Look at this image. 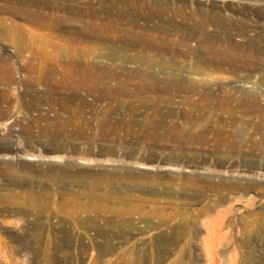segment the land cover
Wrapping results in <instances>:
<instances>
[{"label":"rangeland","instance_id":"1","mask_svg":"<svg viewBox=\"0 0 264 264\" xmlns=\"http://www.w3.org/2000/svg\"><path fill=\"white\" fill-rule=\"evenodd\" d=\"M6 1L0 264H264V0ZM24 1L61 21L40 43L95 50L81 67L26 70L41 31L1 10Z\"/></svg>","mask_w":264,"mask_h":264},{"label":"bare ground","instance_id":"2","mask_svg":"<svg viewBox=\"0 0 264 264\" xmlns=\"http://www.w3.org/2000/svg\"><path fill=\"white\" fill-rule=\"evenodd\" d=\"M8 1V0H7ZM6 1V2H7ZM42 1V0H41ZM29 1H24L22 3L15 2L10 3V5H7L1 10L6 11L10 15L22 17L30 26H33L40 30L41 32L35 33L32 31V29H25L22 30L25 32L28 36L30 41L28 43H25L24 50L25 53L28 54L27 59L24 62L25 68L29 73L35 74L36 72L42 73L44 69H50L49 72H53L55 66H64L67 65V68L71 67H81L77 62V56H81V60L87 59L90 57V53L94 52L95 50H90L91 48H88L87 46H82L81 43L74 40L75 46H63L61 44H57L55 46L52 42L42 44L40 43V40L46 39L48 36H53L55 33L59 32L61 30V21L59 19H56V17L52 13H45L41 9V4L34 3ZM49 7L48 10L52 9L53 7L51 5H47ZM34 42V44H33ZM38 43V44H36ZM61 57L66 58L61 60ZM87 66V65H84ZM208 69L206 68H200L197 71H194L191 73V75L202 78L204 80L212 79L221 81L226 78L216 75H210V73L207 72ZM191 77V76H188ZM41 80H44L43 76L40 75ZM3 82H7V80H4ZM37 84V82H34ZM78 84V83H77ZM82 84V83H81ZM6 86V85H5ZM95 87L94 85L91 86ZM245 103H238L230 98L225 97L223 99L218 100L214 104V109L216 112L222 113V114H235L236 111L240 108H243L245 110V115L251 114L253 112L258 111V106L253 98L247 99ZM202 101L204 100H189L187 103L188 106H196L197 104H203ZM209 123V122H207ZM206 123V124H207ZM1 124V123H0ZM1 132V131H0ZM191 137V136H190ZM195 140L198 141H205V135L203 133H199L198 135H195L193 137ZM187 141V140H186ZM224 163V162H223ZM222 163V164H223ZM229 163V160H226L223 164V167ZM192 167H195L194 165ZM229 168V167H228ZM156 177V178H153ZM138 178H141L145 183L147 182L149 186H154L155 184L158 185H170L172 181H178V182H195L198 179L196 178H172L168 179V177L165 176H158L155 174H143L138 175ZM163 179H168V183H163ZM207 186L217 189L219 186L217 184H211L208 180L203 179ZM229 186H238L239 183L236 181H229ZM220 186H224L223 183H220ZM153 197L158 195L155 192L150 193ZM221 201H224V197H220ZM140 201H148L145 199H140ZM148 202L153 203L151 199H149Z\"/></svg>","mask_w":264,"mask_h":264}]
</instances>
